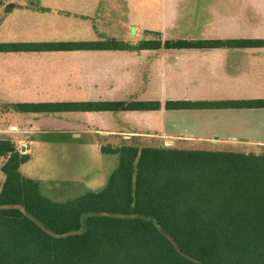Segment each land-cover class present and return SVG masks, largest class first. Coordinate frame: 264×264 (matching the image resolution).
<instances>
[{
    "label": "trees",
    "instance_id": "16d2710c",
    "mask_svg": "<svg viewBox=\"0 0 264 264\" xmlns=\"http://www.w3.org/2000/svg\"><path fill=\"white\" fill-rule=\"evenodd\" d=\"M10 8V7H9ZM8 8V9H9ZM264 48V40L108 39L0 44V53ZM21 114L260 111L264 99L12 104ZM106 184L56 201L30 179L11 139L0 190V264H264V153L107 145Z\"/></svg>",
    "mask_w": 264,
    "mask_h": 264
},
{
    "label": "crops",
    "instance_id": "0c3cea01",
    "mask_svg": "<svg viewBox=\"0 0 264 264\" xmlns=\"http://www.w3.org/2000/svg\"><path fill=\"white\" fill-rule=\"evenodd\" d=\"M241 3L231 0H0V44H61L108 39L137 42L153 35H159L162 41L264 40V37L205 36L212 32L216 13L218 18L248 17L246 12L250 6L245 9ZM249 23L253 22L249 20ZM179 60L187 64L180 67ZM231 66L236 72L231 71ZM0 76L8 79V85L1 87L4 91L0 90L1 108L12 104L64 101H158L165 105L170 101L264 99L259 96L260 91H264V48L0 53ZM145 80L158 83L157 92L148 90L143 84ZM137 88L139 92L135 93ZM181 112L187 111L68 114L0 111V120L10 121L13 117L14 129L25 140L22 146H30L31 140L46 135L48 130L58 135L69 134L78 144L96 149L118 145L111 141L117 138L122 142L119 145L152 146L151 141L157 139L165 140V147L177 148L212 147L220 145V141L223 145L234 146L247 139L237 138L230 142L228 138L188 134L186 130L149 131L151 128L147 124L151 121L147 118L150 116L144 114L155 115L162 125L170 122L177 126ZM162 113L171 115V121H160L158 115ZM65 116L73 120L64 119L63 122ZM23 119L26 125L16 121ZM120 123L135 127L124 129ZM258 143L263 145L264 140L255 144ZM22 151L20 148L19 153ZM100 165L99 162L101 171Z\"/></svg>",
    "mask_w": 264,
    "mask_h": 264
},
{
    "label": "rangeland",
    "instance_id": "374dc122",
    "mask_svg": "<svg viewBox=\"0 0 264 264\" xmlns=\"http://www.w3.org/2000/svg\"><path fill=\"white\" fill-rule=\"evenodd\" d=\"M231 1H242L241 4H243L245 9H248L247 5L250 6V8L247 10L248 12H246L247 16L249 15L246 17L247 20H245L246 18H244L243 15H238V17L231 18H218V14L216 13L215 17L212 19L213 21L210 29L212 32H208L207 34L205 33V36L210 35L211 37L220 38L240 36L256 38L264 37V0ZM250 15L252 17H250ZM249 20L253 23H249ZM172 57H174V54H172ZM184 61L179 60L177 65L180 67L184 66L187 64ZM230 69L232 72H236L234 66H231ZM95 77L97 78L98 76L96 75ZM165 77L169 79V74L166 73ZM0 79V90L4 91L1 87H5L8 79L5 77H1ZM148 81L149 80L143 81V84L148 87V90L157 92L156 84L158 83H148ZM137 92H139L138 88L135 90V93ZM259 96H264V91H260ZM70 99L73 100L72 98ZM163 99L166 100L165 97ZM213 100L216 99H208V101ZM68 102L69 101H66L65 103ZM4 110L5 109L0 107V111L12 113L11 109ZM148 114L144 115L150 116V118H147V121L151 122L148 124L146 123L152 129H149V131H159L162 128L168 129V131L186 130V133L188 134L192 132L195 135H203L205 137L216 136L219 139L228 138L230 142L237 138H247L244 141L241 140V142L234 146L223 145L224 143L220 141V145L218 146L202 147L188 145L182 146L184 149H210L255 154L264 153V144H255L259 140H264V111L260 110L248 112L239 110H210L181 112L178 116V124H176L177 126L171 125L170 122H167L166 124L164 123L162 125L156 120L155 115L152 117ZM116 116L117 114L114 115V117ZM65 117L62 120L63 122H65L64 119H67V122L73 120V118ZM158 117L160 121H171V115L169 114L162 113L158 115ZM12 118H10V121H4L3 119L0 120V139L13 140L18 151L20 148L23 149L22 155H24V153L30 155L29 162L24 165L23 174L30 179L42 181L45 194L56 201H62L68 197L75 198L88 189L97 190L102 188L106 184L110 174L118 165L117 157L103 155L99 149H96V147L80 145L78 142H75V140L72 139L69 134L58 135L53 130H48L46 135H43L38 139L31 140L30 146H22L23 141L25 142V140L20 137V135H18L16 132L17 130L14 129L15 126L12 125ZM15 118H17V116ZM136 120L142 121L143 119L136 118ZM16 121L26 125V120L24 119L22 121ZM122 124L123 125L120 123L119 125L128 130L135 127L134 124ZM8 125L9 127H13V129L11 130L9 127H7ZM64 128L68 129L65 126ZM32 130L35 131L36 129ZM156 140L151 141L150 145H152V147H165V140ZM111 141L113 144H118L113 146H119V144L122 143L119 138ZM76 143L78 145H76ZM140 146L142 147L143 145ZM173 147L177 148V146ZM5 161L6 160L4 158H0V190L5 180V177L1 171ZM99 162L101 164V171L99 168Z\"/></svg>",
    "mask_w": 264,
    "mask_h": 264
}]
</instances>
